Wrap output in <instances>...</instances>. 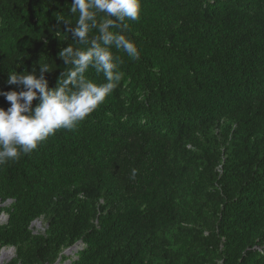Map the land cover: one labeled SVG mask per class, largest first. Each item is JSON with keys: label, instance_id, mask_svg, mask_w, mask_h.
Masks as SVG:
<instances>
[{"label": "trees", "instance_id": "obj_1", "mask_svg": "<svg viewBox=\"0 0 264 264\" xmlns=\"http://www.w3.org/2000/svg\"><path fill=\"white\" fill-rule=\"evenodd\" d=\"M71 2L0 0V89L40 64L58 86L61 48L88 46ZM127 23L139 59L111 48L104 103L0 164L5 264H264V0H141Z\"/></svg>", "mask_w": 264, "mask_h": 264}, {"label": "clouds", "instance_id": "obj_2", "mask_svg": "<svg viewBox=\"0 0 264 264\" xmlns=\"http://www.w3.org/2000/svg\"><path fill=\"white\" fill-rule=\"evenodd\" d=\"M70 12L78 14V18L74 27L65 22L66 31L88 46L61 48L60 57L67 70L61 73L58 86L49 88L45 73L51 70L47 64H40L39 76L35 68L23 74L11 72L7 84L20 85L23 90L0 89V96L10 103L7 109L0 107V164L30 154L59 129L74 130L104 103L122 79L111 48L139 59L135 43L123 33L129 27L127 21L139 20L141 0H72ZM92 29L98 35L89 38ZM89 68L103 73L106 82L97 84L87 79L85 73ZM37 98L39 103L33 107ZM135 176L133 169L131 178ZM37 222L42 223H34Z\"/></svg>", "mask_w": 264, "mask_h": 264}, {"label": "water", "instance_id": "obj_3", "mask_svg": "<svg viewBox=\"0 0 264 264\" xmlns=\"http://www.w3.org/2000/svg\"><path fill=\"white\" fill-rule=\"evenodd\" d=\"M34 224H35V223H33V225H34ZM77 246H78V244H75L73 247H70L69 249H67V250L65 251V253H66V254H68V253H69V254L74 253V251L76 250V247H77ZM4 250H5V249H3V250L1 251V253H0V264L2 263V261H1V256H2ZM9 250H10L11 252L14 251V253H15V247H10ZM56 264H61L60 259L57 261Z\"/></svg>", "mask_w": 264, "mask_h": 264}, {"label": "rangeland", "instance_id": "obj_4", "mask_svg": "<svg viewBox=\"0 0 264 264\" xmlns=\"http://www.w3.org/2000/svg\"><path fill=\"white\" fill-rule=\"evenodd\" d=\"M2 214H0V216H1ZM0 221H4V219H1V217H0ZM35 226L36 227H38V228H41L42 227V223L41 224H39L38 222L37 223H35ZM6 251H9V248L8 249H6ZM10 255L1 263V264H5L7 261H9V260H11L12 258H13V256L15 255V253H14V251L11 253H9ZM69 254V253H68ZM67 262V261H66Z\"/></svg>", "mask_w": 264, "mask_h": 264}, {"label": "bare ground", "instance_id": "obj_5", "mask_svg": "<svg viewBox=\"0 0 264 264\" xmlns=\"http://www.w3.org/2000/svg\"><path fill=\"white\" fill-rule=\"evenodd\" d=\"M11 251H6V249L3 251V254L1 256V261L3 262L10 254ZM12 253V252H11Z\"/></svg>", "mask_w": 264, "mask_h": 264}]
</instances>
